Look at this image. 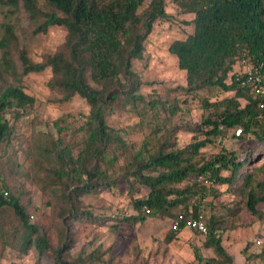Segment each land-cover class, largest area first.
Instances as JSON below:
<instances>
[{
  "label": "trees",
  "instance_id": "1",
  "mask_svg": "<svg viewBox=\"0 0 264 264\" xmlns=\"http://www.w3.org/2000/svg\"><path fill=\"white\" fill-rule=\"evenodd\" d=\"M170 1L179 13L192 15L188 21L192 31L169 45L179 69L185 72L186 85L173 96L161 98L153 92L147 99L137 93L141 81L132 64L143 58L145 39L154 23L169 17L167 0H0V145L13 133L5 112L12 109L18 119L34 103L23 88L22 78L28 73L49 67L48 85L59 95L57 101L78 95L89 107V121L80 128L83 134L77 145L64 141L60 120L55 122L57 139L39 133L32 145L30 177L55 197L52 213L59 242L54 249L30 221L27 204L9 193L4 182L0 184V211L10 207L22 228L15 245L19 255L34 249L41 258L51 250L53 264H111L112 256L102 245L76 251L68 228L85 216L78 209L81 197L108 184L118 153L129 154L102 113L104 105L121 99L132 106L142 104L147 108L145 114L164 110L174 117L189 96L199 97L203 109L198 122L183 127L191 134L185 146H177V127H157L151 137L153 151L145 146L147 141L131 151L125 175L133 176L145 192L131 200L135 213L124 216V222H144L148 217L178 221V229L172 230L176 233L185 228L187 220L201 215L207 231H193L204 239L203 247L213 252L204 264H234L222 245V234L244 226V214L262 219L264 181H256L244 167L264 157V103L249 85L241 84L242 76L235 75L242 57L264 74V0ZM52 26L64 27L65 38L43 61L34 62L25 48H17L24 29L31 38ZM236 129H240L238 135ZM227 137L248 140L251 146L239 155L222 146L217 152L204 151ZM221 186L234 198L230 204L217 206L213 199ZM207 195L212 199L205 215ZM194 256L199 262L203 259L198 250Z\"/></svg>",
  "mask_w": 264,
  "mask_h": 264
},
{
  "label": "rangeland",
  "instance_id": "2",
  "mask_svg": "<svg viewBox=\"0 0 264 264\" xmlns=\"http://www.w3.org/2000/svg\"><path fill=\"white\" fill-rule=\"evenodd\" d=\"M166 11L169 17L157 20L145 39L143 58L133 60L132 64V69L141 81L137 93L147 99L152 97L153 92H157L161 98L173 96L180 92L179 87L186 85L185 72L179 69L175 55L169 52V45L192 31V25L188 23L192 15L179 13L170 0H167ZM24 30L16 46L18 49L25 48L34 62H41L54 53L63 43L66 34L64 27L52 26L47 32L28 38V30ZM50 78L49 67L23 76L24 92L34 98V103L18 119L14 118L15 111L12 109L4 114L13 128V133L8 142L0 145V184L4 182L9 193L19 195L22 203L27 204L30 221L39 226L54 249L59 242L58 224L52 213L55 197L51 190L43 189L30 177L27 169L31 163L32 145L39 133L49 134L57 139V120L64 127V141L77 145L83 134L80 128L89 121V107L78 95L65 102L57 101L59 95L48 85ZM200 93L202 96H210L206 92ZM225 94L219 93L217 96ZM199 99L189 96L188 103L181 104V111L174 117H170L164 110L156 115L145 114L147 108L142 104L132 106L123 99L102 107L108 127L124 141L129 148V154L118 153L114 168L109 173L108 184L100 185L81 197L78 209L85 212V216L68 228L70 236L75 238L76 251L82 247L91 249L102 245L101 248L108 250L112 256L111 264H204V260L213 256L210 249L203 247L202 236L186 227L174 233L171 220L148 217L144 222L123 221L124 216L135 213L131 200L145 192V188L133 176L125 175L124 170L131 160V151L141 149L144 141L148 142L145 145L148 150L153 151L155 141L151 137L157 127H177V146L183 147L189 143L191 134L183 127L200 120L203 109ZM250 144L248 140L237 141L227 137L217 139L215 144L208 145L204 151L217 152L222 146L235 150L239 155ZM263 164L264 157L250 166H245L244 170L252 171L256 181H264ZM225 188L221 186L217 190L218 196L213 199L217 206L233 202L234 197L227 194ZM211 199V195L203 199L205 215L209 214L208 204ZM87 212L95 217L88 216ZM243 222L244 226L222 234V245L234 264H263L264 214L262 219L244 214ZM21 229L13 210L3 207L0 211V264H53L51 250H47L41 258L34 249L28 251V254L19 255L15 245ZM173 233L174 237L169 239ZM195 250L203 257L202 261L195 259Z\"/></svg>",
  "mask_w": 264,
  "mask_h": 264
},
{
  "label": "built area",
  "instance_id": "3",
  "mask_svg": "<svg viewBox=\"0 0 264 264\" xmlns=\"http://www.w3.org/2000/svg\"><path fill=\"white\" fill-rule=\"evenodd\" d=\"M238 70L236 73V78L242 76V85H249L252 94L257 97L260 102L264 103V74H262L258 67H254L250 64L245 57H242L238 63ZM240 129L235 130V134H239ZM185 227L195 230L199 234H205L207 231L204 220L201 215L197 218L189 219L185 223ZM171 228L173 230L178 229V221H173L171 223ZM260 243V241H258Z\"/></svg>",
  "mask_w": 264,
  "mask_h": 264
}]
</instances>
